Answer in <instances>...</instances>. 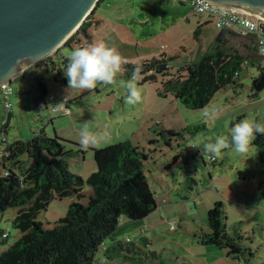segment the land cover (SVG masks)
<instances>
[{
  "label": "rangeland",
  "instance_id": "1",
  "mask_svg": "<svg viewBox=\"0 0 264 264\" xmlns=\"http://www.w3.org/2000/svg\"><path fill=\"white\" fill-rule=\"evenodd\" d=\"M183 1L104 0L95 12L89 34L94 42L117 48L127 63L164 56L170 74L177 76L188 65L218 49L229 52L227 45L219 44L220 30L212 24L202 27L199 38H195L199 24L208 18L198 15L191 4ZM80 38V43L61 49L55 71L34 67L12 81L10 120L0 101V153L10 143L29 140L43 129L48 136L67 141L66 150L78 152L82 149L79 132L88 122L91 131L105 138L70 161V170L86 181V198L81 201L84 205L93 194L87 180L97 173L93 150L129 141L148 156L145 173L158 208L142 221L125 220L113 235L132 251L128 254L130 260L135 264H239L228 258L225 251L198 240L201 234L209 232V211L219 201L224 202L228 230L249 239L245 244L257 254V263L263 264L264 164L254 142L244 154L226 150L216 159H204L201 149L192 146L214 142L218 135L230 138L231 128L245 118L264 123V90H253L254 78L264 72V58L244 49V42L238 40L234 47L248 57L236 79L238 85L219 91L203 109H189L172 95L160 96L162 83L169 78L160 74L144 84L140 76L137 83L142 101L127 105L123 99L127 89L121 83L130 79L124 76L125 68L114 85L98 84L91 91L67 90V59L74 49L88 45L82 33L76 36V42ZM59 69L63 73L59 74ZM39 81L48 90L46 105L36 102L41 94ZM66 95L67 100L61 105ZM55 108L60 112H53ZM205 111L214 115L206 119ZM73 201L55 198L37 221L45 229L54 230L57 222L67 217ZM18 212L19 208H9L0 214V254L22 235L14 226ZM112 238L106 243L111 244ZM102 258L101 249L97 260Z\"/></svg>",
  "mask_w": 264,
  "mask_h": 264
},
{
  "label": "trees",
  "instance_id": "2",
  "mask_svg": "<svg viewBox=\"0 0 264 264\" xmlns=\"http://www.w3.org/2000/svg\"><path fill=\"white\" fill-rule=\"evenodd\" d=\"M102 1L57 52L34 67L58 69L56 59L61 49L80 43L82 38L76 42L80 33L87 38L88 44L92 43L89 30ZM187 1L183 2L186 4ZM202 27L195 31L196 39ZM232 51L218 49L215 54L188 65L183 69L184 73L177 76L170 74L164 56L138 64L127 63L124 76L131 77L132 69L139 65L143 69L141 84L155 80L158 74L169 77L163 81L159 95H172L187 108L200 110L207 107L219 91L232 84L238 85L236 79L248 57ZM39 82L41 94L36 102L42 101L46 105L48 90L42 81ZM253 90L256 93L264 90V72L254 78ZM169 134L176 136L174 132ZM66 142L59 136H48L43 129L29 140L10 143L0 157V214L9 208H19L14 226L22 234L14 245L0 254V264H135L128 257L132 251L125 248L124 242L114 240L109 245L106 241L118 231L121 217L132 222L142 221L158 208L145 173L148 160L145 150L129 141L93 150L97 173L87 180L93 194L84 205L81 201L86 198L83 194L86 181L70 170L71 159L84 154V150L68 151ZM254 146L264 164V135H257ZM55 198H73L75 201L69 206L67 217L57 222L54 230H47L37 218ZM224 208V202H215L209 211L210 230L198 237L199 242L225 251L228 258L239 264H260L257 254L245 244L249 239L228 230ZM101 249L103 258L97 260Z\"/></svg>",
  "mask_w": 264,
  "mask_h": 264
},
{
  "label": "water",
  "instance_id": "3",
  "mask_svg": "<svg viewBox=\"0 0 264 264\" xmlns=\"http://www.w3.org/2000/svg\"><path fill=\"white\" fill-rule=\"evenodd\" d=\"M100 0H0V84L12 83L57 52ZM264 18V0H208ZM236 36L222 30L218 41Z\"/></svg>",
  "mask_w": 264,
  "mask_h": 264
},
{
  "label": "clouds",
  "instance_id": "4",
  "mask_svg": "<svg viewBox=\"0 0 264 264\" xmlns=\"http://www.w3.org/2000/svg\"><path fill=\"white\" fill-rule=\"evenodd\" d=\"M68 64L65 67L64 74L68 80V88L75 90H94L98 84L114 85L118 74L127 63L115 47L109 46L105 42H92L85 47L76 48L68 57ZM143 69L141 66H135L132 69L130 79L122 84L127 89L124 96V103L127 105H136L142 101V93L138 88V78ZM67 100V95L63 105ZM212 113L205 111L206 119L210 118ZM264 135V123L258 122L255 118L243 119L235 123L231 128L230 138L225 135H218L214 142L204 143L202 147L194 145L201 149V155L204 159H216L221 157L226 150H232L239 154H244L257 138V135ZM79 143L83 150L87 151L91 147L98 146L104 140V135L94 133L90 130L88 122H85L79 132Z\"/></svg>",
  "mask_w": 264,
  "mask_h": 264
},
{
  "label": "built area",
  "instance_id": "5",
  "mask_svg": "<svg viewBox=\"0 0 264 264\" xmlns=\"http://www.w3.org/2000/svg\"><path fill=\"white\" fill-rule=\"evenodd\" d=\"M187 4H191L198 15L207 16L216 29L234 31L238 37L250 40L258 55L264 58V18L260 15L239 8L217 5L208 0H189ZM12 92V83L0 84V101L5 106L8 118L12 112V103L10 102ZM53 112L60 111L55 108ZM124 221V218L121 217L120 222ZM127 241L129 242L130 239Z\"/></svg>",
  "mask_w": 264,
  "mask_h": 264
},
{
  "label": "crops",
  "instance_id": "6",
  "mask_svg": "<svg viewBox=\"0 0 264 264\" xmlns=\"http://www.w3.org/2000/svg\"><path fill=\"white\" fill-rule=\"evenodd\" d=\"M104 1V0H103ZM107 1V0H106ZM94 17H95V14H94V16H93V19H94ZM212 24V22L208 19L207 21H205V22H203L202 24L200 23L199 24V26H203V28H204V26L206 27V26H209V25H211ZM213 25V24H212ZM216 28V27H215ZM93 37V36H92ZM217 40H218V38H217ZM238 40H242L243 42H244V45H243V47H244V49H246L247 51H249V52H252V53H257L256 52V50H255V48H254V46L250 43V40H248V39H246V38H241V37H238L237 35L236 36H232V38H230L229 40H228V36L226 37V39L223 41L224 42V44L223 45H227L228 47H229V52L230 51H232V49H234L235 51H237V52H239L240 53V51L237 49L236 50V47H234V44L238 41ZM95 41V39L93 38V41L92 42H94ZM219 42V41H218ZM223 42H219V43H223ZM9 120H10V117H9ZM6 149L7 148H4V149H2L1 150V153H0V157L2 156V154L6 151ZM132 222V221H131ZM115 236V235H114ZM113 236V238H112V243L114 242V240H117V239H115V237ZM111 243V244H112ZM111 244H109V245H111Z\"/></svg>",
  "mask_w": 264,
  "mask_h": 264
}]
</instances>
